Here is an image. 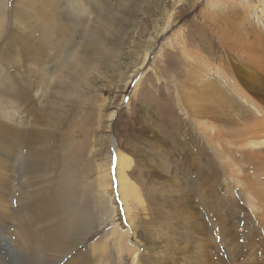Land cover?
<instances>
[{
  "label": "bare ground",
  "instance_id": "obj_1",
  "mask_svg": "<svg viewBox=\"0 0 264 264\" xmlns=\"http://www.w3.org/2000/svg\"><path fill=\"white\" fill-rule=\"evenodd\" d=\"M235 2L228 1L231 5ZM13 4L10 7L8 0H0V43L7 45L4 57L8 65L0 62L5 68H22L24 64L25 69L19 72L23 80H18V87L12 90L0 71L1 107L3 95L6 107L14 102L27 107L22 86L36 72L40 73L42 88L34 85L38 94L33 106L38 109L32 110L26 123L21 120L14 125L5 118L0 120V231L5 230L3 221L9 210L14 212L13 225L10 224L13 229L7 231L10 237H5L12 248L6 251L0 246V264H11L6 258L15 256L13 251L18 257L16 264H114V255L107 253L109 244L115 250V264H125L126 259L130 264H142L145 257L148 264H264V78L227 51L213 53L204 43L187 49L183 42V50L192 57L188 61L190 75L177 89L183 119L177 135L169 128L164 133L171 134L169 140L174 143L170 153L182 156L185 178L187 173L195 175L199 202L212 216L208 218L215 235L210 233L209 220L200 213L198 200L195 202L190 190L184 189L178 174H164L158 164L143 163L149 167V180L145 183L147 191L144 192L145 187L141 191L133 154H126L120 144L109 139L107 157L97 164V178L104 189L103 224L112 230L104 236L103 243L91 245V259L87 255L81 257L92 236L91 218L78 201L72 182L60 178L37 187L36 179L41 172H48L51 157L67 147L66 134L60 132L56 137L51 131V121L56 123L57 119L52 117L67 99L68 80L78 77L81 82L86 59L98 53L96 25L108 0H56L47 4L42 0H14ZM87 32L91 34L89 45L84 43ZM52 42L58 45L56 56L51 55L54 50H48L52 49ZM133 45L131 42L128 49ZM148 53L142 57L141 68L148 61ZM141 110L143 126L139 130L130 128L133 137L148 150L166 146L160 129L149 118V109ZM23 113L26 112L22 110ZM115 114L109 117L110 128ZM98 152L96 149L95 154ZM236 154L256 172L254 182L247 176L242 180L250 196L248 209L253 229L250 221L245 220L247 228L242 229L234 217L224 213L211 186L216 172L205 164L206 159L216 158L227 177H223L224 190L233 195L237 187L231 177L233 169L240 166ZM228 157H232V163ZM227 179L232 184L228 185ZM161 188L164 193L154 195ZM115 193L118 197H113ZM169 214L177 220L175 224H171ZM140 222L148 226L153 237L159 238L156 249L147 248L138 238ZM170 224L171 231H167ZM82 227L88 232L81 234ZM0 234L4 236L3 232ZM188 238L192 245L187 243Z\"/></svg>",
  "mask_w": 264,
  "mask_h": 264
},
{
  "label": "rangeland",
  "instance_id": "obj_2",
  "mask_svg": "<svg viewBox=\"0 0 264 264\" xmlns=\"http://www.w3.org/2000/svg\"><path fill=\"white\" fill-rule=\"evenodd\" d=\"M55 1L42 0L45 4ZM86 1L95 3L97 0ZM228 1L108 0V4L104 5L100 11L101 17L99 18L101 19L96 25L97 43L95 49L98 48V51L95 50V52L98 53L95 54L96 56L91 55L86 59L87 66L85 72L80 76L81 82L78 81V77L68 80L67 99L52 117L58 119H56V123L51 121L52 128L50 129L56 137L60 132L66 134L67 147L59 155L51 157L52 164L48 172H41L39 178L36 179L37 187L47 182L55 183L60 178L72 182V189L77 194L78 201L91 218V231L89 232L92 233V236L88 246L82 251L81 257L87 255L88 259H91V245L97 242L103 243L104 236L112 230L110 226L103 224L101 204L104 197L101 196L104 195V189L100 184V179L97 178V164L104 162L107 157V141L109 139L120 144L121 150L126 154H133L134 171L137 180L139 179L141 191L144 187V192L147 191L145 183L149 180L146 178L149 167H144L143 163L158 164L160 171L164 174H178L184 189L190 190L195 202L198 200V208L202 211L200 213L206 221L209 220L207 223L210 226L208 227L210 233L213 232V223L210 220L212 216L207 215V210H204L205 208L199 202L200 196L197 194L199 190L195 186L196 177L187 173L188 176L185 178L184 175L187 171L182 156L177 157L170 153L171 148L174 149V143L169 140L171 134H165L164 131L167 128L173 129L177 135L180 119H183L177 104V89L178 84L185 82L187 76L190 75L188 61L192 58L183 50V42L187 49L191 48V45L198 47L204 43V46L213 53L227 51L242 65H250L258 75L264 78V5H262L264 0H235V5L229 4ZM13 2L14 0H8L10 7H13ZM85 37L88 38H85L84 43L86 41L88 44L91 34L87 32ZM131 42L134 45L128 49ZM57 46L56 42H52V49H48L49 51L54 50L51 53L52 56L58 54V49H55ZM6 48L7 45L0 43V61H4L5 65H8V60L4 57ZM147 51H149L148 61L141 68L142 57L146 55ZM195 54L198 55L197 52ZM21 66L23 68L24 64ZM12 67L14 65L8 67L11 68L8 70L7 66L5 68L0 62L1 78L4 79L7 86H11V90L18 87V80H23L19 72L23 73L25 69ZM54 72L58 73L56 70ZM36 73L32 75L31 80L27 78L26 83L22 86L25 88L23 95L26 94L27 107L20 106L18 102L6 107L3 95L2 107L0 102L1 121L13 122L14 125L20 123L21 120L22 123H26L32 112L37 111L38 106L35 108L33 106L36 104L34 97L38 94L35 91L36 88L42 87L40 86V73L37 75ZM29 85L32 86L29 88ZM34 85L37 87L35 88ZM2 91L3 89H0V95ZM0 99L2 100V95ZM145 107L149 109V118L158 126L161 138L166 142V146L158 150L150 148L148 150L142 141H136L133 137L132 130H139L143 126L141 108ZM21 109L26 112L23 113L24 115ZM27 109L28 111H26ZM61 111L62 113H60ZM113 112L116 114L110 128L109 117ZM187 126L186 129L190 127ZM127 128L128 130H126ZM96 149H99L98 154H95ZM109 150L112 152L113 149L110 147ZM235 156L239 159L240 166L233 169L234 173L231 177V181L238 190L233 195L224 190L222 183L225 182L223 178L225 176H223L216 158L212 156L206 159L205 164L216 172L212 176L213 184L211 185L214 189L212 190L217 194V197L214 194V199L216 198L215 200H218L222 208L224 207L223 211L226 215L234 217L241 224L242 229H245L247 228L246 221L251 222L250 217L252 218V216L248 209L250 196L246 192L247 187L242 180L247 176L249 181L254 182L256 172L243 164L245 161H242L241 156L237 154ZM229 160L232 163V157H228ZM114 162L115 158L112 159L113 164ZM226 181L228 185L232 184L228 179ZM109 185L107 183L106 186ZM12 187L11 190L14 189ZM163 193L161 188L154 195L159 196ZM146 195L145 193L143 197L147 200ZM114 196L118 197V193L113 194ZM129 203L131 206L134 205L132 202ZM14 207L12 205V208ZM137 211L132 210V213L137 214ZM12 212L9 210L7 218L5 217L3 221L5 230L0 231L4 234V236L0 234L3 236H0V246L6 251L10 246L5 237L7 231L13 229V226H10V224L13 225L14 220V212ZM171 214L168 215L169 219L171 224H175L177 220H173V216L175 219L179 217L175 214L171 217ZM171 224L167 231H171ZM251 225L253 229L252 222ZM138 227L137 236L140 241L146 244L147 248L156 249L159 246V238L153 237L148 226L144 223L140 222ZM0 229L2 228L0 227ZM87 232H84L82 227L80 233ZM189 239H187V243L192 245L193 242ZM13 252L15 256H7L6 261L16 264L18 257L17 253ZM107 253L114 255L115 258L113 257L111 260L115 264L116 254L112 244L107 245ZM2 254L4 253L2 252ZM148 262V257H145L142 264H148ZM125 264H130V260L126 259Z\"/></svg>",
  "mask_w": 264,
  "mask_h": 264
}]
</instances>
